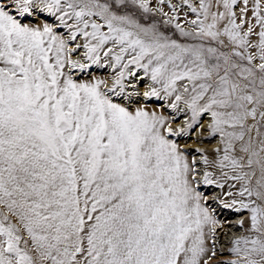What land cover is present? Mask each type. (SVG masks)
<instances>
[{"label": "snow or ice", "instance_id": "obj_1", "mask_svg": "<svg viewBox=\"0 0 264 264\" xmlns=\"http://www.w3.org/2000/svg\"><path fill=\"white\" fill-rule=\"evenodd\" d=\"M213 261L264 264V0H0V264Z\"/></svg>", "mask_w": 264, "mask_h": 264}, {"label": "bare ground", "instance_id": "obj_2", "mask_svg": "<svg viewBox=\"0 0 264 264\" xmlns=\"http://www.w3.org/2000/svg\"><path fill=\"white\" fill-rule=\"evenodd\" d=\"M194 143H188V147L190 148V149H192V145H193ZM231 219L233 220V223L235 222V218L234 217H231ZM240 233L239 232H233V233H231V236H236V235H239ZM231 236H225V238H224V240H225V243L227 242V240L228 239H230L231 238ZM223 250V249H222ZM225 259H227L228 257H227V254H225V257H224ZM219 259V258H218ZM212 264H216V261H213L212 262Z\"/></svg>", "mask_w": 264, "mask_h": 264}, {"label": "rangeland", "instance_id": "obj_3", "mask_svg": "<svg viewBox=\"0 0 264 264\" xmlns=\"http://www.w3.org/2000/svg\"><path fill=\"white\" fill-rule=\"evenodd\" d=\"M173 127H175V125H173ZM189 143H191V141H189ZM198 145H196L195 143L192 145V148H195L197 147ZM200 147H205V148H210L212 147L213 145L211 144H203V145H199Z\"/></svg>", "mask_w": 264, "mask_h": 264}]
</instances>
